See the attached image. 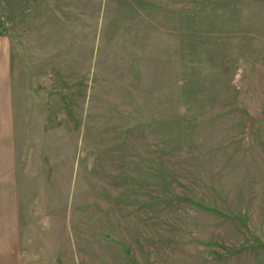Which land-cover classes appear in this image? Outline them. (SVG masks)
Wrapping results in <instances>:
<instances>
[{
    "label": "rangeland",
    "instance_id": "obj_1",
    "mask_svg": "<svg viewBox=\"0 0 264 264\" xmlns=\"http://www.w3.org/2000/svg\"><path fill=\"white\" fill-rule=\"evenodd\" d=\"M19 264H264V0H0Z\"/></svg>",
    "mask_w": 264,
    "mask_h": 264
},
{
    "label": "crops",
    "instance_id": "obj_2",
    "mask_svg": "<svg viewBox=\"0 0 264 264\" xmlns=\"http://www.w3.org/2000/svg\"><path fill=\"white\" fill-rule=\"evenodd\" d=\"M11 93L10 64L6 61L0 64V264L20 263L23 230Z\"/></svg>",
    "mask_w": 264,
    "mask_h": 264
}]
</instances>
